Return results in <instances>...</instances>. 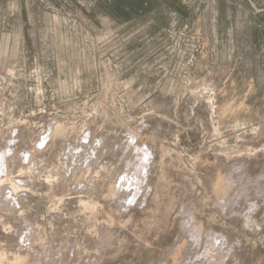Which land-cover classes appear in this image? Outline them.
<instances>
[{
    "label": "rangeland",
    "instance_id": "obj_1",
    "mask_svg": "<svg viewBox=\"0 0 264 264\" xmlns=\"http://www.w3.org/2000/svg\"><path fill=\"white\" fill-rule=\"evenodd\" d=\"M0 154V264H264V0H0Z\"/></svg>",
    "mask_w": 264,
    "mask_h": 264
},
{
    "label": "bare ground",
    "instance_id": "obj_2",
    "mask_svg": "<svg viewBox=\"0 0 264 264\" xmlns=\"http://www.w3.org/2000/svg\"><path fill=\"white\" fill-rule=\"evenodd\" d=\"M88 137V136H87ZM55 139V138H54ZM45 142V141H44ZM4 155L3 154H0V158L2 159ZM5 157V156H4ZM139 159V158H138ZM147 160V159H146ZM0 166L2 167V164H0ZM4 167V166H3ZM1 170V169H0ZM0 180H3V179H0ZM136 182V181H135ZM222 184V183H221ZM221 184H216V191L219 195L221 196H224L226 194V187L225 185H221ZM135 185V184H134ZM122 189V188H121ZM116 192V189L113 190V193ZM121 192V191H120Z\"/></svg>",
    "mask_w": 264,
    "mask_h": 264
}]
</instances>
